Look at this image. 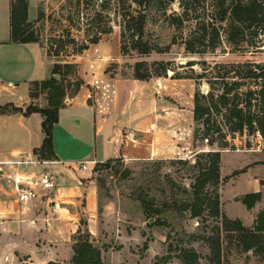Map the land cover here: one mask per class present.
<instances>
[{
  "label": "rangeland",
  "instance_id": "obj_1",
  "mask_svg": "<svg viewBox=\"0 0 264 264\" xmlns=\"http://www.w3.org/2000/svg\"><path fill=\"white\" fill-rule=\"evenodd\" d=\"M33 1L35 5L31 15L35 14L31 21L38 18L40 11L43 13V17L34 25L40 36V43L46 51L54 41L59 46L64 43V53L59 57H50L77 63V69L82 74L85 71L89 77L102 78L104 76L101 72L105 65V68L110 69L108 73L113 78H131L133 65L137 61H171L175 69L170 70L167 76L153 77L147 83L135 87L136 93L131 97L130 106L135 117L133 129L137 134L136 140L142 138L141 145L145 147L147 154L131 158L118 156L107 167L99 162L95 165L92 179L98 189L102 212H99L96 223H82L78 231H81L82 235H86L88 230L91 231V240L101 249L103 264H154L158 258H164L170 244L196 248L202 256L199 264H209L207 244L202 240H191L189 234L209 231L216 220L211 217L192 218L189 212H183L173 206L170 197L177 189L172 188L167 180L169 175L179 184L183 182L189 185L193 171L173 160L189 159L194 162L195 153L204 148L209 149L194 140L193 107L197 83L194 79L181 76L188 73L189 67L186 64L191 60L196 63L194 68L197 71H200L199 63L204 60L211 64L245 61L264 63V50H237L225 43L205 54H190L182 44H171L173 28L165 21L156 20L155 16L147 23V37L164 47V51H154L147 55L136 52L123 55L120 49L121 28L116 13L117 0L109 1L108 11L111 19L102 16L96 23L99 29L112 27V32L103 34L96 45L90 43L96 28L90 30L89 34L85 32V29L89 28L84 22L85 19H78L71 0ZM172 8L179 9L177 0ZM71 38H74L75 42H72ZM85 43L93 48L91 53L86 49L82 55H69ZM94 89L101 91L96 87ZM202 89L206 90L207 85L204 84ZM103 93L110 94V85ZM40 97L46 98V94L43 93ZM90 100L94 101L93 98ZM64 123H69V118H66ZM230 140L234 143L232 147H214L221 151V211L229 218H240L245 226L252 227L258 212L264 207V200L252 209H247L239 198L257 190L262 191L264 198V185L261 184L264 180V141L258 135H237L235 139ZM83 148L77 150L82 151ZM143 193L146 197L155 199V204L163 209L164 203L168 204L165 208L166 223L164 212L160 215L162 222L158 223H152L154 218L145 214L139 198ZM83 206L84 200L81 198L75 207L81 211ZM84 214L82 212L78 219L87 220ZM75 225L79 226L77 220ZM8 240L13 246L26 252L31 249L33 238L30 233H24ZM62 245L63 243L56 250H49L48 255L66 257V247ZM224 247V264H264V260L258 255L241 250L234 240L225 238ZM70 260L71 257L61 262L70 264ZM34 263L33 259L22 255L11 262ZM161 263L163 264L164 260ZM38 264L44 263L38 261ZM168 264H181V261L173 256Z\"/></svg>",
  "mask_w": 264,
  "mask_h": 264
},
{
  "label": "trees",
  "instance_id": "obj_2",
  "mask_svg": "<svg viewBox=\"0 0 264 264\" xmlns=\"http://www.w3.org/2000/svg\"><path fill=\"white\" fill-rule=\"evenodd\" d=\"M110 0H71L73 10L78 19H85V32L96 28L90 41L96 44L103 34L112 32V27L99 29L96 23L102 16L111 19L108 11ZM175 0H117L116 13L119 18L120 45L123 55H147L151 52H162L164 47L147 37V23L155 16L156 20L165 21L174 30L171 44H182L190 54H205L216 50L223 44H228L237 50H264V0H177L178 10L172 8ZM28 0H11V40L13 42H40V36L34 25L43 17L40 11L35 21L28 18ZM104 14V15H103ZM75 42L74 38H71ZM65 44L60 46L54 41L47 48L52 57L64 53ZM55 47V48H54ZM89 46L87 43L69 54L80 55ZM194 61H188L189 71L183 78L194 79L197 89L194 93L193 119L195 122L194 140L199 141L209 149L195 153L194 162L189 159H177L184 167L193 171L189 185L178 183L167 176L172 188H176L170 199L172 205L181 211L190 213L192 218L211 217L216 220L213 227L204 233H191V240H202L209 248V264H224V239L234 240L237 246L245 252H253L264 260V207L258 212L253 226L247 227L240 218L231 219L221 211V151L214 147H232L237 135H258L264 141V63L245 62H200L197 71ZM174 69L173 63L166 60L153 62L137 61L133 65L132 77L148 81L153 77L167 76ZM106 72L110 69L106 68ZM50 78L34 81L30 86L32 98L46 94V105L31 103L24 113L40 112L43 116V144L34 149L40 160L57 158L54 148V127L59 122L60 109L66 103L65 99L74 97L84 80L80 76L77 63L56 60ZM59 74V78L54 75ZM69 76H74L73 78ZM207 89H202L203 85ZM72 87L70 90L69 88ZM23 111L12 103L0 105V113ZM101 162L109 166L111 161ZM264 185V180L261 181ZM183 195V198L179 196ZM144 212L152 223L162 222L160 215L164 212L166 219L167 203L162 206L140 194ZM262 199V191H253L239 198L241 202L252 209ZM99 212L102 206L99 203ZM92 233L87 231L82 235L77 231L72 236L73 256L70 264H103L101 249L91 240ZM147 246V241L145 242ZM176 256L181 264H199L201 253L192 246L169 245L164 258H158L154 264H168ZM48 264H63L51 260Z\"/></svg>",
  "mask_w": 264,
  "mask_h": 264
},
{
  "label": "crops",
  "instance_id": "obj_3",
  "mask_svg": "<svg viewBox=\"0 0 264 264\" xmlns=\"http://www.w3.org/2000/svg\"><path fill=\"white\" fill-rule=\"evenodd\" d=\"M29 1L28 18L32 20L35 4ZM10 15L11 0H0V105L12 103L23 109L0 113V264H11L19 255L33 259L34 264L61 262L73 256L72 236L83 221L78 216L83 212L88 220L83 223H96L99 215L98 189L92 179L95 165L118 156L147 154L142 138L136 140L130 108L135 87L147 81L113 78L105 65L102 78L78 71L84 84L60 109L54 127L57 158L40 160L34 149L43 144V116L40 112L26 115L24 110L33 102L46 105L42 94L31 97L30 86L50 78L56 60L40 42H13ZM92 49L87 50L91 53ZM109 85L110 94L103 93ZM82 147V151L77 150ZM18 185L30 188L35 196L21 201ZM81 198L84 206L79 211L75 205ZM24 233L33 238L26 252L8 242L10 237ZM62 243L66 257L48 255Z\"/></svg>",
  "mask_w": 264,
  "mask_h": 264
},
{
  "label": "built area",
  "instance_id": "obj_4",
  "mask_svg": "<svg viewBox=\"0 0 264 264\" xmlns=\"http://www.w3.org/2000/svg\"><path fill=\"white\" fill-rule=\"evenodd\" d=\"M69 101H70V98L65 99L66 104L69 103ZM17 189L19 191V198L23 202H27L35 196V193L33 190H31L30 188H27L23 185H18Z\"/></svg>",
  "mask_w": 264,
  "mask_h": 264
},
{
  "label": "water",
  "instance_id": "obj_5",
  "mask_svg": "<svg viewBox=\"0 0 264 264\" xmlns=\"http://www.w3.org/2000/svg\"><path fill=\"white\" fill-rule=\"evenodd\" d=\"M54 76H55L56 78H59V77H60L59 74H55ZM81 223H83V221H82Z\"/></svg>",
  "mask_w": 264,
  "mask_h": 264
}]
</instances>
